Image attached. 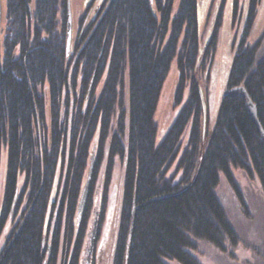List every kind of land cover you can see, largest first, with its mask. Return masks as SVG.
Returning a JSON list of instances; mask_svg holds the SVG:
<instances>
[{
	"label": "trees",
	"instance_id": "16d2710c",
	"mask_svg": "<svg viewBox=\"0 0 264 264\" xmlns=\"http://www.w3.org/2000/svg\"><path fill=\"white\" fill-rule=\"evenodd\" d=\"M259 2L248 0L225 89L245 88L264 129V51L261 41L246 45ZM198 4L105 0L91 25L79 20L75 36L72 26L67 56V0H4L0 264H81L95 213L97 236L104 221L116 159L123 173L111 264H201L197 243L237 246L215 191L223 175L241 200L232 177L238 169L255 175L264 194V144L239 97H221L206 134L198 74L215 56L221 14L201 49ZM173 64L178 113L157 142L155 113ZM92 148L91 187L77 223ZM171 170L181 176L168 177ZM148 201L129 236L133 203Z\"/></svg>",
	"mask_w": 264,
	"mask_h": 264
},
{
	"label": "rangeland",
	"instance_id": "374dc122",
	"mask_svg": "<svg viewBox=\"0 0 264 264\" xmlns=\"http://www.w3.org/2000/svg\"><path fill=\"white\" fill-rule=\"evenodd\" d=\"M3 3L4 0H1L2 20L0 23V30L4 29L5 24L3 17ZM198 3L197 23L201 49L204 48L210 37L218 14H221V25L215 56L210 63L207 62L205 69L199 70L198 74L201 81V90L204 96V127H206L205 130L207 134L208 131L212 129V125L216 120L222 93L225 89L229 70L236 52V48H233V42L237 46L240 38H242V25L244 24L246 17L248 0H238V2H236V16H233L234 0H198ZM85 7V0H71L73 32L75 28L76 30L78 28V21L82 10ZM73 36H75V34ZM258 41H261V49L264 51V0H260L257 7L256 17L247 38L246 45L252 46ZM176 75L175 65L173 64L164 83L160 101L155 113L154 122L158 129L157 142L164 137L178 113V109H174L172 103L177 79ZM93 149L94 148H92L90 152V157ZM88 169L89 164L86 178ZM122 173V166L118 159H116L108 190V202L104 221L100 223L99 235L96 236L93 245V253L96 257V262L94 264H111L114 237L117 227V214L120 203ZM3 174L4 158H2L0 166V196L2 191ZM103 175L104 172L102 168L98 173L96 180L97 183L93 189L92 201L95 208H98L100 204L99 198L101 199L102 194L101 184L103 181ZM180 176L181 173H176L172 170L168 172V177L170 178L177 179ZM232 177L238 188L241 200H239L235 191L231 188L223 175H220V180L215 193L225 211L227 219L238 237L237 246L232 247L228 245L224 250H219L208 243L199 242L197 243L196 250L193 254L201 264H264L263 189L255 175H251L250 177V175L248 176L241 170L235 169L232 170ZM96 218L99 225V212H97ZM90 231L91 229L89 230V233ZM3 243L4 241L1 242V245ZM86 247L87 246H85L84 251L86 250ZM84 251L80 262L81 264H85L86 261V254L84 255ZM89 264H91V262ZM167 264L177 263L167 262Z\"/></svg>",
	"mask_w": 264,
	"mask_h": 264
},
{
	"label": "water",
	"instance_id": "95a60500",
	"mask_svg": "<svg viewBox=\"0 0 264 264\" xmlns=\"http://www.w3.org/2000/svg\"><path fill=\"white\" fill-rule=\"evenodd\" d=\"M153 0H150V2H152ZM2 20V4H1V0H0V23ZM66 55L68 56L70 53V47H71V41H72V12H71V0H67V22H66ZM223 97H231V98H235V97H239L242 98L245 102V107L247 110V113L250 117V119L252 120L253 124L255 125L261 139L262 142L264 144V129L258 119V115H257V109H256V105L251 101L249 95L247 94L246 90L244 87H238L235 89H224L223 93H222ZM94 157H95V149H93L92 155L90 157V163H89V169H88V174H87V178L86 181L84 183L82 192H81V196H80V200L78 203V208H77V215H76V221L77 223L80 221L86 202H87V198L89 196V191H90V187H91V178H92V173H93V169H94ZM145 202L139 206H135V203H133V208L131 210V219H130V225H129V236L132 233V228H133V223H134V218H135V213L136 211L142 207L143 205L149 203ZM97 213L95 214V218L94 221L92 223V228L90 233L88 234V242H87V248L85 250V254H86V261L85 264H89L90 261V257L91 254L93 252V245L95 242V238L97 236V230H98V221H97ZM49 251V249H48Z\"/></svg>",
	"mask_w": 264,
	"mask_h": 264
},
{
	"label": "flooded vegetation",
	"instance_id": "af4514ba",
	"mask_svg": "<svg viewBox=\"0 0 264 264\" xmlns=\"http://www.w3.org/2000/svg\"><path fill=\"white\" fill-rule=\"evenodd\" d=\"M104 0H85L86 7L82 10L80 21L81 22V28H85L88 25H91L100 15V12L102 10V6L104 5ZM79 22V21H78ZM78 27V25H77ZM78 31V28L74 30L73 34L76 35V32ZM90 257L91 264H94L96 261L95 254H91Z\"/></svg>",
	"mask_w": 264,
	"mask_h": 264
}]
</instances>
